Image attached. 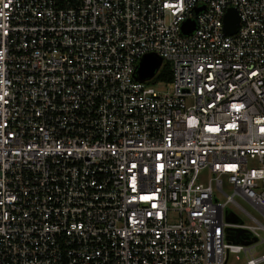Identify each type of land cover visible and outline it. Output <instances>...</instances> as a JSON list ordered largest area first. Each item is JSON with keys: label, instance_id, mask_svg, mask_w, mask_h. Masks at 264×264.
Instances as JSON below:
<instances>
[{"label": "built area", "instance_id": "2783aa9c", "mask_svg": "<svg viewBox=\"0 0 264 264\" xmlns=\"http://www.w3.org/2000/svg\"><path fill=\"white\" fill-rule=\"evenodd\" d=\"M262 129L264 0H0V264H264Z\"/></svg>", "mask_w": 264, "mask_h": 264}, {"label": "water", "instance_id": "95a60500", "mask_svg": "<svg viewBox=\"0 0 264 264\" xmlns=\"http://www.w3.org/2000/svg\"><path fill=\"white\" fill-rule=\"evenodd\" d=\"M198 9L197 11H199ZM239 15L235 8L231 7L228 9L225 15L224 30L227 34H234L239 26ZM195 22L190 20L186 22L182 29L185 34H188L194 30ZM162 64V59L154 54L147 55L140 62L139 68L137 70L138 78L140 80H145L152 78L156 71L160 68Z\"/></svg>", "mask_w": 264, "mask_h": 264}, {"label": "rangeland", "instance_id": "374dc122", "mask_svg": "<svg viewBox=\"0 0 264 264\" xmlns=\"http://www.w3.org/2000/svg\"><path fill=\"white\" fill-rule=\"evenodd\" d=\"M166 61H164L165 63ZM208 176V170H203L200 174V180L203 181L207 178ZM224 190L226 193L228 194H232L233 193V187L232 185H230L229 183H227V181L225 180V184H224ZM220 200L222 202H225L226 201V196L225 195H222V194H218ZM235 201L240 204L242 207H244L248 212H250L253 216H255L258 220H260L261 222H263V217L262 215L255 209L253 208L251 205H249L244 199H242L240 196L236 195L234 197ZM229 208H231L233 211H236V207L233 205V204H229L228 205ZM243 221L245 223H250L249 219L246 218V216L241 213L239 214ZM257 252L262 254L264 253V245H259L257 247ZM240 259H236V257L234 255H232L230 258H229V262L228 264H245V256L243 253H241L240 255Z\"/></svg>", "mask_w": 264, "mask_h": 264}, {"label": "trees", "instance_id": "16d2710c", "mask_svg": "<svg viewBox=\"0 0 264 264\" xmlns=\"http://www.w3.org/2000/svg\"><path fill=\"white\" fill-rule=\"evenodd\" d=\"M172 72H171V68H170V65L169 64H164L157 76V78L159 80H165L167 82H170L172 81ZM247 239H249V236L248 235H244V234H241L238 238H236L235 241L237 242H245L247 241Z\"/></svg>", "mask_w": 264, "mask_h": 264}, {"label": "snow or ice", "instance_id": "6c2138e0", "mask_svg": "<svg viewBox=\"0 0 264 264\" xmlns=\"http://www.w3.org/2000/svg\"><path fill=\"white\" fill-rule=\"evenodd\" d=\"M262 131H264V129H262Z\"/></svg>", "mask_w": 264, "mask_h": 264}]
</instances>
